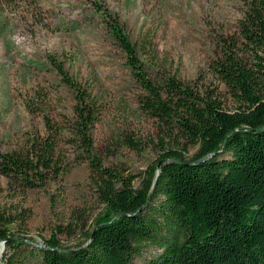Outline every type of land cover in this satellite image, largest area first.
Wrapping results in <instances>:
<instances>
[{
    "label": "rangeland",
    "instance_id": "obj_1",
    "mask_svg": "<svg viewBox=\"0 0 264 264\" xmlns=\"http://www.w3.org/2000/svg\"><path fill=\"white\" fill-rule=\"evenodd\" d=\"M249 1L0 0V155L30 150L50 134L47 119L61 133L60 173L44 172L43 181L31 176L34 186L0 173V214L12 222L6 226L11 238L43 246L57 234L67 248L86 243L93 223L106 212L91 169L94 156L103 168L140 187L162 155L186 148L184 139L143 112L145 92L114 28L136 47L150 77L176 76L199 88H219L232 109L235 103L213 66L231 49L239 51L233 47L244 40ZM55 62L100 111L90 156L71 127L77 92ZM197 151L187 147L185 155L190 159ZM161 253L158 245L147 244L140 260ZM5 254L3 247L0 261Z\"/></svg>",
    "mask_w": 264,
    "mask_h": 264
},
{
    "label": "trees",
    "instance_id": "obj_2",
    "mask_svg": "<svg viewBox=\"0 0 264 264\" xmlns=\"http://www.w3.org/2000/svg\"><path fill=\"white\" fill-rule=\"evenodd\" d=\"M114 30L145 92L143 112L184 139L186 148L162 155L140 187L103 168L94 156L91 169L106 212L80 246L61 245L57 234L43 246L12 239L6 227L12 222L0 214V242L6 241L0 264H264V0L249 1L241 25L244 40L233 47L239 51L231 49L213 66L235 103L232 109L219 88H199L176 76L150 77L136 47ZM54 64L77 92L71 127L90 156L100 111L64 67ZM46 125L50 134L30 150L0 155L1 175L34 186L31 176L43 181L44 172L60 173L61 133L49 119ZM187 147H198L190 159ZM147 244L158 245L162 253L140 260Z\"/></svg>",
    "mask_w": 264,
    "mask_h": 264
},
{
    "label": "bare ground",
    "instance_id": "obj_3",
    "mask_svg": "<svg viewBox=\"0 0 264 264\" xmlns=\"http://www.w3.org/2000/svg\"><path fill=\"white\" fill-rule=\"evenodd\" d=\"M1 251H3V246L2 245H0V253H1Z\"/></svg>",
    "mask_w": 264,
    "mask_h": 264
},
{
    "label": "water",
    "instance_id": "obj_4",
    "mask_svg": "<svg viewBox=\"0 0 264 264\" xmlns=\"http://www.w3.org/2000/svg\"><path fill=\"white\" fill-rule=\"evenodd\" d=\"M3 243V247H5V245H6V241L5 242H2Z\"/></svg>",
    "mask_w": 264,
    "mask_h": 264
}]
</instances>
